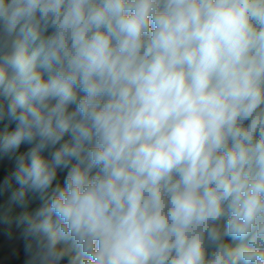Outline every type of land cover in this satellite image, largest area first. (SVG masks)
Segmentation results:
<instances>
[{
  "label": "clouds",
  "instance_id": "obj_1",
  "mask_svg": "<svg viewBox=\"0 0 264 264\" xmlns=\"http://www.w3.org/2000/svg\"><path fill=\"white\" fill-rule=\"evenodd\" d=\"M0 161L24 264H264V0H0Z\"/></svg>",
  "mask_w": 264,
  "mask_h": 264
},
{
  "label": "trees",
  "instance_id": "obj_2",
  "mask_svg": "<svg viewBox=\"0 0 264 264\" xmlns=\"http://www.w3.org/2000/svg\"><path fill=\"white\" fill-rule=\"evenodd\" d=\"M10 166L8 161H0V167ZM24 254V242L20 238L19 230L14 229L10 237L5 226L0 225V258H10L16 255ZM26 257L19 259L1 260L0 264H24Z\"/></svg>",
  "mask_w": 264,
  "mask_h": 264
},
{
  "label": "water",
  "instance_id": "obj_3",
  "mask_svg": "<svg viewBox=\"0 0 264 264\" xmlns=\"http://www.w3.org/2000/svg\"><path fill=\"white\" fill-rule=\"evenodd\" d=\"M22 257H26L25 254L16 255V256H13V257H10V258H0V261L1 260H9V259H19V258H22Z\"/></svg>",
  "mask_w": 264,
  "mask_h": 264
}]
</instances>
